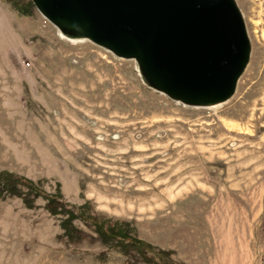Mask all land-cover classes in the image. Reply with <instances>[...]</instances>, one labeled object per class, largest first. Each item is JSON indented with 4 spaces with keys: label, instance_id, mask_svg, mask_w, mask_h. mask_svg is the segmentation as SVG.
Masks as SVG:
<instances>
[{
    "label": "rangeland",
    "instance_id": "1",
    "mask_svg": "<svg viewBox=\"0 0 264 264\" xmlns=\"http://www.w3.org/2000/svg\"><path fill=\"white\" fill-rule=\"evenodd\" d=\"M234 1L248 64L228 102L204 109L147 89L132 61L60 39L29 0H0L15 40L0 39V172L39 190L30 208L0 194V264H142L82 220L86 239L66 244L44 209L56 192L164 264H264V0Z\"/></svg>",
    "mask_w": 264,
    "mask_h": 264
},
{
    "label": "water",
    "instance_id": "2",
    "mask_svg": "<svg viewBox=\"0 0 264 264\" xmlns=\"http://www.w3.org/2000/svg\"><path fill=\"white\" fill-rule=\"evenodd\" d=\"M29 1L60 39L132 61L144 87L183 107L228 102L248 64L234 0Z\"/></svg>",
    "mask_w": 264,
    "mask_h": 264
},
{
    "label": "trees",
    "instance_id": "3",
    "mask_svg": "<svg viewBox=\"0 0 264 264\" xmlns=\"http://www.w3.org/2000/svg\"><path fill=\"white\" fill-rule=\"evenodd\" d=\"M0 183V194L21 198L28 208L31 207V202L27 198L39 196V190L31 181L11 173L0 172ZM19 188L25 189V192ZM85 207L86 204L76 208L67 205L62 201L59 192L45 197L44 209L51 216H61L62 218L59 222V228L66 244L78 245L86 239V236L72 225L73 221L82 220L92 227V232L96 235L97 241L108 250L115 249L131 259L137 257L142 261V264H164L165 253L163 251H155L147 243L131 236L123 223L114 222L111 225H105L103 222H97L84 212ZM130 251L134 252L132 256H129L131 255Z\"/></svg>",
    "mask_w": 264,
    "mask_h": 264
},
{
    "label": "bare ground",
    "instance_id": "4",
    "mask_svg": "<svg viewBox=\"0 0 264 264\" xmlns=\"http://www.w3.org/2000/svg\"><path fill=\"white\" fill-rule=\"evenodd\" d=\"M13 31H12V27L11 25H8L7 24V16L4 14V12L2 10H0V39L1 40H4V42L7 40H10V42H14L15 43V40H14V37L12 36ZM222 122V121H221ZM222 125L225 129H231V130H236L237 125L236 123L233 124V123H228L226 121H223L222 122Z\"/></svg>",
    "mask_w": 264,
    "mask_h": 264
}]
</instances>
